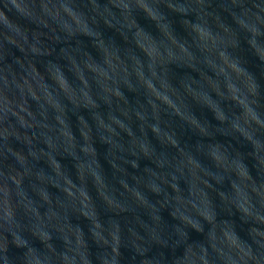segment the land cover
Wrapping results in <instances>:
<instances>
[{
	"label": "clouds",
	"instance_id": "clouds-1",
	"mask_svg": "<svg viewBox=\"0 0 264 264\" xmlns=\"http://www.w3.org/2000/svg\"><path fill=\"white\" fill-rule=\"evenodd\" d=\"M0 264H264V0H0Z\"/></svg>",
	"mask_w": 264,
	"mask_h": 264
}]
</instances>
